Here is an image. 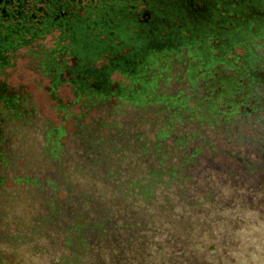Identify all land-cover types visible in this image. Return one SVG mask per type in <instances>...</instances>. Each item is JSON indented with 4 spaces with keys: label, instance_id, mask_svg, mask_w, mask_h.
Instances as JSON below:
<instances>
[{
    "label": "trees",
    "instance_id": "obj_1",
    "mask_svg": "<svg viewBox=\"0 0 264 264\" xmlns=\"http://www.w3.org/2000/svg\"><path fill=\"white\" fill-rule=\"evenodd\" d=\"M0 1V264H264V0Z\"/></svg>",
    "mask_w": 264,
    "mask_h": 264
},
{
    "label": "flooded vegetation",
    "instance_id": "obj_2",
    "mask_svg": "<svg viewBox=\"0 0 264 264\" xmlns=\"http://www.w3.org/2000/svg\"><path fill=\"white\" fill-rule=\"evenodd\" d=\"M4 3H1V1H0V28H3L5 25V19H3V16L5 15L4 10H5L6 4H4ZM18 24H19V22H18Z\"/></svg>",
    "mask_w": 264,
    "mask_h": 264
},
{
    "label": "rangeland",
    "instance_id": "obj_3",
    "mask_svg": "<svg viewBox=\"0 0 264 264\" xmlns=\"http://www.w3.org/2000/svg\"><path fill=\"white\" fill-rule=\"evenodd\" d=\"M21 70L22 69L19 66H17L16 69H15V72H14L15 79H17L19 81H21L22 80V77L24 76V72H22Z\"/></svg>",
    "mask_w": 264,
    "mask_h": 264
}]
</instances>
